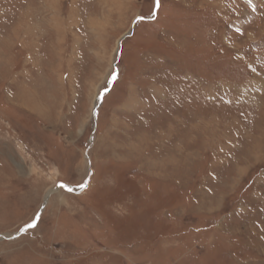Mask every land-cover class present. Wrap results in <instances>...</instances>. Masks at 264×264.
Listing matches in <instances>:
<instances>
[{"label": "rangeland", "instance_id": "1", "mask_svg": "<svg viewBox=\"0 0 264 264\" xmlns=\"http://www.w3.org/2000/svg\"><path fill=\"white\" fill-rule=\"evenodd\" d=\"M0 264H264V0H0Z\"/></svg>", "mask_w": 264, "mask_h": 264}, {"label": "crops", "instance_id": "2", "mask_svg": "<svg viewBox=\"0 0 264 264\" xmlns=\"http://www.w3.org/2000/svg\"><path fill=\"white\" fill-rule=\"evenodd\" d=\"M11 31L12 32H10V30H9V34L11 33V36L12 37H14V29L13 28H11ZM9 34H8V36L6 35L5 37H7L6 39L7 40H4V42L2 43V44H4L5 45V48H4V52H3V56L4 57H6L7 58V66L8 67H10V65H9V60H10V52H11V47H13L14 45H15V43H14V38H12V46L10 47V42L8 41V39H9ZM10 47V48H9ZM8 58H9V60H8Z\"/></svg>", "mask_w": 264, "mask_h": 264}, {"label": "snow or ice", "instance_id": "3", "mask_svg": "<svg viewBox=\"0 0 264 264\" xmlns=\"http://www.w3.org/2000/svg\"><path fill=\"white\" fill-rule=\"evenodd\" d=\"M159 6H160V0H156V8L158 9ZM139 19H144V17H139ZM61 187H67V185L62 184ZM81 187H83V186H81ZM71 190L72 189L69 188V191H71Z\"/></svg>", "mask_w": 264, "mask_h": 264}, {"label": "water", "instance_id": "4", "mask_svg": "<svg viewBox=\"0 0 264 264\" xmlns=\"http://www.w3.org/2000/svg\"><path fill=\"white\" fill-rule=\"evenodd\" d=\"M120 45H121V43H120ZM94 113H95V114L97 113V108L95 109ZM61 185H62V184H61ZM65 188H68V189H69V187H65ZM46 201H47V199L45 200V202H46ZM30 225L33 226L32 224H29V225L26 226V228L31 227Z\"/></svg>", "mask_w": 264, "mask_h": 264}, {"label": "bare ground", "instance_id": "5", "mask_svg": "<svg viewBox=\"0 0 264 264\" xmlns=\"http://www.w3.org/2000/svg\"><path fill=\"white\" fill-rule=\"evenodd\" d=\"M121 46V45H120Z\"/></svg>", "mask_w": 264, "mask_h": 264}]
</instances>
